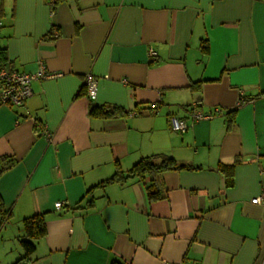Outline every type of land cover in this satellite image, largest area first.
I'll return each mask as SVG.
<instances>
[{"label":"crops","instance_id":"crops-1","mask_svg":"<svg viewBox=\"0 0 264 264\" xmlns=\"http://www.w3.org/2000/svg\"><path fill=\"white\" fill-rule=\"evenodd\" d=\"M0 10V70L58 75L0 107V157L17 160L0 178V264L23 256V221L37 214L46 234L28 264H264V0H0ZM195 104L214 117L193 122ZM92 106L125 115L93 117ZM156 155L201 169L98 187ZM220 164H234L231 187Z\"/></svg>","mask_w":264,"mask_h":264},{"label":"trees","instance_id":"trees-1","mask_svg":"<svg viewBox=\"0 0 264 264\" xmlns=\"http://www.w3.org/2000/svg\"><path fill=\"white\" fill-rule=\"evenodd\" d=\"M206 41H203V51L207 52L208 47L206 46ZM3 54V53H1ZM2 60H6L5 57H2ZM199 86V83L193 85V88ZM152 109V107H151ZM153 110V109H152ZM90 115L97 118H113L117 116L125 115V111L119 107L113 106H92ZM17 163V160L14 157L3 156L0 157V178L1 176L13 168ZM199 166L184 165L178 163L175 159L168 157L166 155H156L153 157L143 158L137 164H135L130 171L123 173L122 171H117L115 175L102 182L98 187H105L113 183H124L129 178H144L147 175L150 176H160L165 172L169 171H196L200 170ZM218 170L223 173L226 177V184L228 187H231L234 182V164L233 165H224L220 164ZM93 189L90 190V192ZM149 193L150 200H158L161 195L160 192L156 189L155 185H151L147 188ZM3 201L0 196V210L3 212ZM23 236L20 237V245L23 249V256L17 260L14 264H28L31 262V257L35 252V241L43 238L46 234V221L44 214H37L32 217L26 218L23 221Z\"/></svg>","mask_w":264,"mask_h":264},{"label":"built area","instance_id":"built-area-1","mask_svg":"<svg viewBox=\"0 0 264 264\" xmlns=\"http://www.w3.org/2000/svg\"><path fill=\"white\" fill-rule=\"evenodd\" d=\"M2 26V15L0 10V28ZM151 60H156L158 54L155 50L149 51ZM58 75L48 73L44 66H41L39 72L30 74L23 73L16 70L10 71L7 68L0 70V107L2 106H22L32 96L31 84L34 80L55 78ZM84 86L90 100L94 101L97 96V81L92 74H87L84 78ZM157 104L152 106L153 111H156ZM195 104L190 111V117L193 122H200L203 120H210L214 117L211 114H204L199 112ZM170 125L172 129L179 133H184L188 129L186 120L172 116L170 118ZM262 199L257 198L252 202L255 204L261 203ZM63 204L57 203L56 208L62 209Z\"/></svg>","mask_w":264,"mask_h":264}]
</instances>
